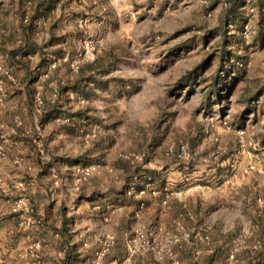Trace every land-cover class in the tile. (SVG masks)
Instances as JSON below:
<instances>
[{"label":"rangeland","instance_id":"374dc122","mask_svg":"<svg viewBox=\"0 0 264 264\" xmlns=\"http://www.w3.org/2000/svg\"><path fill=\"white\" fill-rule=\"evenodd\" d=\"M24 7L29 20L44 17L33 27L42 55L32 75L0 65V157L20 164L18 148L26 146L54 185H72L77 166L97 164L86 180L96 186L92 195L162 199L152 205L156 214L180 202L165 230L226 224L236 241L229 255L264 264V0H32ZM27 177L0 174L7 204L4 189L10 199H30ZM20 181L23 189L15 187ZM75 191L82 195L83 184ZM158 225L144 228L159 241ZM229 255L217 264H230Z\"/></svg>","mask_w":264,"mask_h":264},{"label":"crops","instance_id":"0c3cea01","mask_svg":"<svg viewBox=\"0 0 264 264\" xmlns=\"http://www.w3.org/2000/svg\"><path fill=\"white\" fill-rule=\"evenodd\" d=\"M33 8L32 16L37 1ZM26 13L24 0H0V65L16 64L19 68L16 74L19 76L23 73L34 74L33 70L42 55L39 40H36L39 31L25 28L28 23L24 21ZM35 22L45 24L44 17ZM21 146L18 152L23 154L25 160L23 158L22 163L16 164L11 159L0 157V174L10 179L29 177V183L23 190L30 195L29 200L39 211L43 223L30 230L21 229L18 216L0 196V264H95L96 253L103 247L102 239L109 233L115 236V241L101 264H173L174 258L181 264H217L222 263V258L216 257L220 250L228 259L236 241L231 238L232 232L226 224L217 230L205 224L208 227L205 230L198 227L167 231L161 224L179 216L182 209L180 202L170 201L172 210L169 213L156 214L153 212L156 208L152 205L159 206L162 199L155 202L153 200L157 199L151 196H129L125 193L94 196L92 193L96 191V186L89 185L90 181L82 183L83 194L78 195L74 180L72 185L66 181L54 185L51 171L48 176L39 174L38 171L43 168L38 155ZM29 164L33 166L31 171L26 170ZM64 166L61 167L66 170L68 164ZM50 170L53 172L55 168ZM163 206H166L164 201ZM146 225L159 226V241L165 242L171 233L179 234L180 240L172 245L174 256L165 254L158 259L154 252L149 251L128 259L126 236ZM36 240L42 243L40 261L30 255L22 257L27 245ZM160 245L164 246L162 243ZM259 259L264 262L263 257Z\"/></svg>","mask_w":264,"mask_h":264},{"label":"built area","instance_id":"2783aa9c","mask_svg":"<svg viewBox=\"0 0 264 264\" xmlns=\"http://www.w3.org/2000/svg\"><path fill=\"white\" fill-rule=\"evenodd\" d=\"M25 5L27 9L32 8V0H24ZM29 20V15L27 14L25 16V21L27 22ZM5 76L9 78V80L14 85H19V81L14 75L9 71L5 70ZM35 102L37 104L43 103V96L40 91H37L35 93ZM6 104V84L4 81V78L0 77V105L3 106ZM15 121L18 125H22L23 122L19 116L15 118ZM3 126V124H0ZM101 127L95 126L93 129V135H96L97 131H100ZM13 132H17V129L14 128ZM22 134L26 136L32 137V139L38 143H40V140L38 137L31 132L30 130H24ZM2 147L0 146V149ZM1 152V151H0ZM43 152V150H41ZM100 171V166L97 164H89V165H79L75 168V172L77 174V178L74 181V188L76 190H79L81 188V184L86 181L91 175H93L96 172ZM58 182V180H57ZM25 182L20 181L15 184L16 188H24ZM6 192L8 199L7 201L10 204V210L15 213L18 216V225L23 230H30L34 228L35 226L41 225L43 223V218L40 215L37 208L30 202V200L25 196H20L17 199L13 200L9 198L10 191L7 189H4ZM137 192V188L132 185L128 188L127 193L132 195ZM144 190L140 191V193H143ZM165 205H168V201H164ZM139 212V211H138ZM186 216H183L181 219L184 220ZM180 225V224H179ZM200 230H205L208 227L200 225ZM180 230H184L185 226L181 225ZM208 238V236H206ZM180 240V236L177 233H171L167 240L160 245L161 243L158 241L156 237L152 234L151 231H148V229L140 228L135 230L133 233H131L127 240H126V248L128 253V259L130 260L132 257L136 256L140 253H145L152 251L156 254L158 259H162L165 254L174 256L172 245L177 243ZM115 241V236L112 233H109L105 236L104 239H102V245L103 247L97 251L96 256V263L95 264H101L106 252L109 250L111 245ZM42 247L41 241H31L27 247L24 249V254L32 256L36 261H40V249ZM230 258V264H238V260L235 258V253H231L229 255ZM173 264H181V262L177 259H173Z\"/></svg>","mask_w":264,"mask_h":264},{"label":"trees","instance_id":"16d2710c","mask_svg":"<svg viewBox=\"0 0 264 264\" xmlns=\"http://www.w3.org/2000/svg\"><path fill=\"white\" fill-rule=\"evenodd\" d=\"M34 20H33V18H30V20H29V22L27 23V25H26V27L25 28H27L29 31H31V30H34L33 29V27H34ZM72 88H77V86H74V85H66V86H64L63 87V89L62 90H70V89H72ZM217 258L218 257H220V258H222V261H224L225 259H226V255H224V253H223V251H219V254L216 256ZM214 258H212V260H213Z\"/></svg>","mask_w":264,"mask_h":264}]
</instances>
